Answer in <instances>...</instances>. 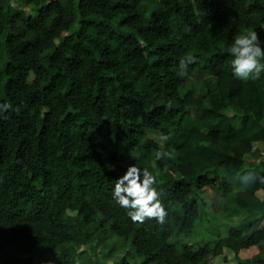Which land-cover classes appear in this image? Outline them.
Segmentation results:
<instances>
[{"label":"trees","instance_id":"16d2710c","mask_svg":"<svg viewBox=\"0 0 264 264\" xmlns=\"http://www.w3.org/2000/svg\"><path fill=\"white\" fill-rule=\"evenodd\" d=\"M11 3L0 0V103L12 106L0 117V264H82L75 251L101 245L105 231L130 242L142 264H264V213L213 246H179L207 209L216 214L204 189L235 193L243 209L262 203L264 174L237 190L230 181L245 174L251 145L221 123L264 113V73L235 78L228 52L253 31L264 41V0H20L25 14ZM181 59L193 61L186 73ZM189 108L220 126L185 131ZM147 130L167 137L174 159H154L164 152ZM225 133L240 151L205 159ZM104 134L139 153L130 166L157 176L164 223L133 222L114 201L129 166ZM218 167L226 177L210 176ZM256 250L263 257L243 259Z\"/></svg>","mask_w":264,"mask_h":264},{"label":"crops","instance_id":"0c3cea01","mask_svg":"<svg viewBox=\"0 0 264 264\" xmlns=\"http://www.w3.org/2000/svg\"><path fill=\"white\" fill-rule=\"evenodd\" d=\"M257 100V105L262 103L264 107V94ZM187 116L188 118L184 124V129L187 132L199 131L201 134L207 135L210 129L220 126L219 122H213L207 115H202V117H200L195 108H189L187 110ZM228 119L229 121L226 119L225 122L221 123V125L224 126L223 130L225 129V131H228L229 129H234V132L238 134V132H240L239 129H243V137L245 140H248L251 145L250 152L243 157L245 174L241 176L239 180L238 178L230 179V181H233L234 187H236L235 190H237L236 181H247L255 174H264V113H259L257 115L251 113L247 116H237L231 113ZM204 120L206 122H204ZM206 123L209 124L208 127ZM252 124L255 127L253 130L249 127ZM236 134L229 136L225 133L219 145L206 153L205 159L217 158L221 155L229 157L235 156V154L240 151L238 143L241 142L237 139ZM200 171L203 172L204 170L201 169ZM215 171L216 172L210 176H214L215 174V176L219 178L226 177L225 167H218ZM200 197L213 202L215 205V218L217 219L215 223L220 222L221 219L226 222L227 217L235 224L234 228L249 226L258 220L264 213V187L255 195V197L261 198L262 203L247 209L239 208L235 205V193L231 194L228 198H224L223 192H216L215 190L206 188L201 192ZM224 237L225 236L222 238ZM220 240L222 239H219L218 242ZM252 252H255L256 256L259 255L258 258L263 257V254H259L257 251Z\"/></svg>","mask_w":264,"mask_h":264},{"label":"clouds","instance_id":"9594fccd","mask_svg":"<svg viewBox=\"0 0 264 264\" xmlns=\"http://www.w3.org/2000/svg\"><path fill=\"white\" fill-rule=\"evenodd\" d=\"M264 41L258 39L255 31L237 36L228 47L232 55L231 72L240 80H258L264 73ZM192 60L179 61L182 73H186L188 64ZM12 106L3 102L0 103V117ZM167 139V137H163ZM168 155L157 150L155 160H160ZM157 176L148 168L140 169L135 165L129 166L123 176L115 183L112 189V198L122 208L133 222L143 223L146 218H155L157 223H164L167 212L160 200V192L155 185Z\"/></svg>","mask_w":264,"mask_h":264},{"label":"rangeland","instance_id":"374dc122","mask_svg":"<svg viewBox=\"0 0 264 264\" xmlns=\"http://www.w3.org/2000/svg\"><path fill=\"white\" fill-rule=\"evenodd\" d=\"M10 1L14 2V4L11 3V6L14 8V13H26L27 10H18L17 8L16 3L18 4L20 0ZM33 79L34 76L31 75L29 81L32 82ZM145 137L155 141L163 150V152L168 154L166 156L169 159H174L176 153L165 147L163 137L159 132L147 130ZM103 141L108 147H111L118 152V162L122 167L132 165L135 159L138 157V152L129 151L123 145L110 141L105 134L103 135ZM172 155L174 157H172ZM210 206L212 205H209V207ZM207 212L210 214L212 213L210 209H207ZM70 215L73 216L74 214L70 213ZM203 217L204 215H202V218L198 222L195 231L191 235L179 238V246L187 243L193 245L194 250H198L204 245L213 246L214 243H217L219 239L226 240L229 230L235 226L232 220L228 219L227 217L226 222L221 219L220 222L217 223H215L217 219L214 215L212 216L208 214L205 218V221ZM223 236L225 237L222 238ZM98 240L101 245L94 248L97 242V239H94L93 243L91 244V247L93 246V250L87 247L82 248V250H85L82 255H80V251H75L76 259L82 264H123L124 261H126L127 264H142V260L136 257L130 242L116 238L115 236L112 237L107 231H105V233H103V237H99ZM227 252L229 256H233L231 251L227 250ZM258 256L259 255L256 256L255 252L251 251V253L248 252L247 255L243 257V259L245 261L251 259L256 261L258 260ZM80 258H82V260H80ZM210 263L223 264V258H213L211 256Z\"/></svg>","mask_w":264,"mask_h":264}]
</instances>
